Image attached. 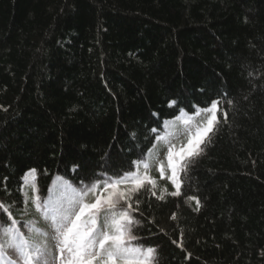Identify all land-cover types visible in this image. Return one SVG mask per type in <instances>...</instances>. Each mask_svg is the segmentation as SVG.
<instances>
[{"label":"trees","instance_id":"obj_1","mask_svg":"<svg viewBox=\"0 0 264 264\" xmlns=\"http://www.w3.org/2000/svg\"><path fill=\"white\" fill-rule=\"evenodd\" d=\"M212 115L172 196L168 148ZM145 174L128 228L153 264H264V0H0V224L48 247L45 207Z\"/></svg>","mask_w":264,"mask_h":264},{"label":"snow or ice","instance_id":"obj_2","mask_svg":"<svg viewBox=\"0 0 264 264\" xmlns=\"http://www.w3.org/2000/svg\"><path fill=\"white\" fill-rule=\"evenodd\" d=\"M172 104L175 102L173 101ZM217 107V102L211 104L213 111ZM216 122V116L212 115L206 127L198 129L195 136L189 138L187 146L181 151L176 152L172 147L168 148L166 158L168 167L171 169L170 182L177 189L171 193L172 196L179 194V172L186 171L190 162H184L186 157L195 159L203 153L204 149L201 145L210 141L209 134L214 132ZM152 131L155 133L156 129ZM147 167L146 164L145 168ZM160 167L163 176V165ZM30 171L35 173V169ZM127 180H131L132 188L122 191L121 185ZM145 182L155 186V180L147 174L142 178L139 175H130L124 179L109 176L99 184L93 182L80 190L67 201L66 206L51 210L45 207L42 218L45 221L50 220L51 239L54 241V264H153L151 257L156 250L149 247L141 254L140 247L130 244V241L136 240L137 237L132 235L128 228V225L134 222L129 214V210L132 209V205L128 202L131 199L130 193L138 191ZM100 187L102 191L99 190ZM35 191L36 189H33V193ZM89 194H92L94 199L86 202ZM189 199L193 198L189 197ZM33 202L37 211H41L42 206L35 196H33ZM124 205L127 207L125 208ZM0 208L4 206L0 204ZM4 211L10 212V209L4 208ZM9 219L10 225L4 227L0 224V232L8 237V246L17 252L18 259L9 261L8 264H19V258H22L23 264H34V260L39 261L40 258L46 257L47 253L44 250L34 246L29 237L16 229L18 221L11 216ZM45 236L46 244L47 234ZM3 251L4 245L0 244V254ZM45 264H47L46 260Z\"/></svg>","mask_w":264,"mask_h":264},{"label":"rangeland","instance_id":"obj_3","mask_svg":"<svg viewBox=\"0 0 264 264\" xmlns=\"http://www.w3.org/2000/svg\"><path fill=\"white\" fill-rule=\"evenodd\" d=\"M62 206H66V204H62ZM52 237V235H51ZM42 250H44L47 255L46 257H43V258H40L39 261L37 260H34V264H45V260L47 261V264H54V261H53V251H54V241L51 239V243H50V246H46V247H43L42 245L39 246ZM58 255V252L56 253ZM17 260V259H15ZM19 264L20 263V260H19Z\"/></svg>","mask_w":264,"mask_h":264}]
</instances>
